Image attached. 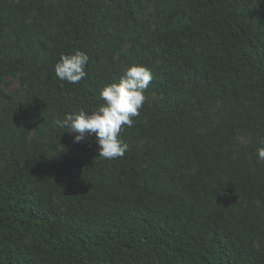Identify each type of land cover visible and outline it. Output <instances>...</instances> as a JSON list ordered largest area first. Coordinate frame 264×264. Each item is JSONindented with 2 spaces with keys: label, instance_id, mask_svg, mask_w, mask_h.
Wrapping results in <instances>:
<instances>
[{
  "label": "trees",
  "instance_id": "trees-1",
  "mask_svg": "<svg viewBox=\"0 0 264 264\" xmlns=\"http://www.w3.org/2000/svg\"><path fill=\"white\" fill-rule=\"evenodd\" d=\"M77 49L86 76L59 80ZM132 64L153 79L102 159L53 121ZM7 77L0 264H264V0H0Z\"/></svg>",
  "mask_w": 264,
  "mask_h": 264
},
{
  "label": "clouds",
  "instance_id": "clouds-1",
  "mask_svg": "<svg viewBox=\"0 0 264 264\" xmlns=\"http://www.w3.org/2000/svg\"><path fill=\"white\" fill-rule=\"evenodd\" d=\"M88 55L80 50L61 55L54 65L55 76L70 84L79 83L85 76ZM153 77L151 70L132 64L123 69L118 83L105 85L99 91V99L104 103L97 110L88 113L81 109L78 113H66L63 119H55L57 128L75 133L73 142L79 143L85 136H95L98 157L115 159L128 150L120 133L124 127H132L134 117L139 116ZM65 132V131H64ZM264 145V140H261ZM259 162H264V146L257 149Z\"/></svg>",
  "mask_w": 264,
  "mask_h": 264
},
{
  "label": "rangeland",
  "instance_id": "rangeland-1",
  "mask_svg": "<svg viewBox=\"0 0 264 264\" xmlns=\"http://www.w3.org/2000/svg\"><path fill=\"white\" fill-rule=\"evenodd\" d=\"M0 85H1V86L4 88V90H6V91H14V90H16V89L19 87L18 80H17L16 78H14V77H7V78L5 79V83H2V84H0ZM74 135H75V133H70V135H69V139H70L71 142H73V136H74ZM87 137H88V136H85V138L82 139L79 143H81V144L86 143L87 140H88ZM238 139H239V141L242 142V143H246V142L248 141V139H247L245 136H242V135L239 136ZM87 147H88V149H90V150H94V149L97 148V146H96V145H93V144H88ZM64 152L67 153L68 156H73V155H75V154L80 153V151H79L78 149L75 148L74 143H71V144L67 145V146L65 147V149H64Z\"/></svg>",
  "mask_w": 264,
  "mask_h": 264
}]
</instances>
